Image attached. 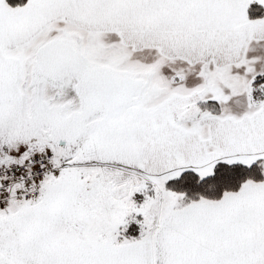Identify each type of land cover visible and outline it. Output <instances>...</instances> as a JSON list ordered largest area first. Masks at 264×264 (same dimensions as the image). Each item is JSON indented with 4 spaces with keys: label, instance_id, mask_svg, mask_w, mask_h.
<instances>
[{
    "label": "snow or ice",
    "instance_id": "obj_1",
    "mask_svg": "<svg viewBox=\"0 0 264 264\" xmlns=\"http://www.w3.org/2000/svg\"><path fill=\"white\" fill-rule=\"evenodd\" d=\"M0 264H264V0H0Z\"/></svg>",
    "mask_w": 264,
    "mask_h": 264
}]
</instances>
